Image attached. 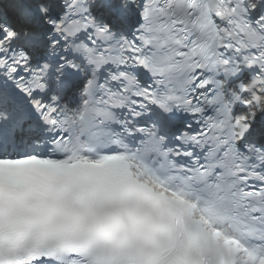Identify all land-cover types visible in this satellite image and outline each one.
<instances>
[{
  "label": "snow or ice",
  "instance_id": "1",
  "mask_svg": "<svg viewBox=\"0 0 264 264\" xmlns=\"http://www.w3.org/2000/svg\"><path fill=\"white\" fill-rule=\"evenodd\" d=\"M0 264H264V0H0Z\"/></svg>",
  "mask_w": 264,
  "mask_h": 264
}]
</instances>
